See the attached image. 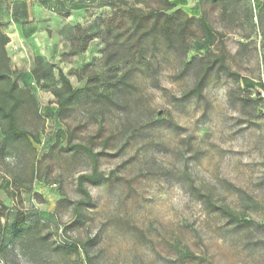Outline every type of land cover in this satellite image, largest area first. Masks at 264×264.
Returning <instances> with one entry per match:
<instances>
[{
    "label": "rangeland",
    "instance_id": "rangeland-1",
    "mask_svg": "<svg viewBox=\"0 0 264 264\" xmlns=\"http://www.w3.org/2000/svg\"><path fill=\"white\" fill-rule=\"evenodd\" d=\"M119 1L84 52L57 42L39 81L13 75L38 110L19 114L30 144L0 155V264H264V100L243 84H264V0H170L195 19L186 43L141 56L121 45L131 22L106 29L140 8ZM218 59L232 76L215 67L189 96ZM60 73L84 90L65 111Z\"/></svg>",
    "mask_w": 264,
    "mask_h": 264
},
{
    "label": "trees",
    "instance_id": "trees-1",
    "mask_svg": "<svg viewBox=\"0 0 264 264\" xmlns=\"http://www.w3.org/2000/svg\"><path fill=\"white\" fill-rule=\"evenodd\" d=\"M149 0H135V5L140 8L133 7L128 11L117 10L113 16L108 19L106 29L110 28V22L116 21V15H120V21H129L134 25L135 33L140 36L134 40L127 39L121 43L123 47L130 52L134 51L136 56H141L144 50V41L157 37L163 41L169 49H174L176 45L186 43L187 33L191 30V25L195 22L194 18L188 15L175 3L170 0H159L162 8L151 9L148 4ZM119 4H126L120 0ZM93 37L87 34L80 27L77 28L76 47L73 54L84 52L88 41ZM10 42L8 36L2 30L0 23V127L3 136L0 142V155L7 151L15 149V147L23 142L30 144V135L23 130L19 125V114L26 107H30L37 113V99L30 89L22 88L18 82L13 79L15 71L12 69V61L9 56L7 46ZM196 62V60H195ZM215 67L217 72L223 70L226 74L229 69L223 59H218L216 63H207L202 76L195 83V87L189 96H202V91L207 78L213 74ZM62 86L54 90V95L58 98L61 106V111H65L69 105L74 103L84 93V90H74L69 80L60 73ZM243 84L247 89L254 92L252 89L262 88L264 84L255 85L250 81L244 80ZM260 100V99H258ZM35 140H38L35 137ZM97 182L96 175H81L78 178L79 190L84 196L90 200V195L86 190L85 184ZM208 199V198H207ZM34 227L25 224V217L22 213L17 216V230L22 239L30 238ZM74 252L78 253L77 246L70 247Z\"/></svg>",
    "mask_w": 264,
    "mask_h": 264
},
{
    "label": "crops",
    "instance_id": "crops-1",
    "mask_svg": "<svg viewBox=\"0 0 264 264\" xmlns=\"http://www.w3.org/2000/svg\"><path fill=\"white\" fill-rule=\"evenodd\" d=\"M117 1L0 0V23L10 39L7 50L13 71L39 81L44 71L51 68L45 63V59L49 61L46 52H55L57 42L75 43L78 27L93 39L98 37L101 33L98 12L102 8L113 9Z\"/></svg>",
    "mask_w": 264,
    "mask_h": 264
},
{
    "label": "built area",
    "instance_id": "built-area-1",
    "mask_svg": "<svg viewBox=\"0 0 264 264\" xmlns=\"http://www.w3.org/2000/svg\"><path fill=\"white\" fill-rule=\"evenodd\" d=\"M253 96L256 97L257 99L264 100V90L262 89L257 90V92H254Z\"/></svg>",
    "mask_w": 264,
    "mask_h": 264
}]
</instances>
